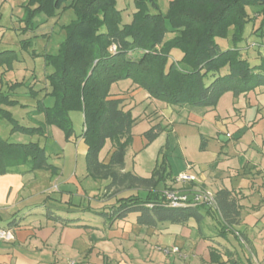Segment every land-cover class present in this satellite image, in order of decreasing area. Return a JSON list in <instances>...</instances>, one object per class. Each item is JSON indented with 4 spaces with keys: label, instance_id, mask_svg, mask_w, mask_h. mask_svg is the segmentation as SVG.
<instances>
[{
    "label": "trees",
    "instance_id": "trees-1",
    "mask_svg": "<svg viewBox=\"0 0 264 264\" xmlns=\"http://www.w3.org/2000/svg\"><path fill=\"white\" fill-rule=\"evenodd\" d=\"M132 3L131 20L124 22L116 0H27L25 30L34 29L33 18L38 13L51 17L60 10L72 9L75 18L62 26L64 38L58 51L45 55L46 66L52 68L46 76L47 95L54 101L50 107L38 101L34 109V113L44 114V121L36 126L19 124L3 106L25 105L12 99L10 91L2 90L0 119L10 124L11 132L28 135H44L48 126H55L69 140L74 135L70 112H81L87 175L106 181L104 195L110 193L115 197L123 190L145 191L143 196L116 197L108 207H85V211L108 221L134 213L136 223L143 226L162 222L185 224L190 219L199 225L204 215H208L219 224L217 236L225 238L241 217V205L231 190L220 189L214 194L215 208L201 204L169 208L163 204L162 189L158 188L160 183L165 187L171 178L164 155L156 160L149 177L123 171L135 118L130 110L124 109L122 98L112 97L110 88L113 83L128 79L149 97L166 104L214 108L225 92L238 95L264 87V55L252 66L238 47L251 19L246 11L248 6H259L257 30L264 25V0H171L165 14L159 12L157 0ZM169 32L175 35L165 39ZM224 37L230 38L231 48L222 49L217 44L216 39ZM112 44L116 45L115 52L110 51ZM175 50L180 53L177 60L171 59ZM133 51L139 56L132 58ZM223 69L225 73H221ZM19 85L14 83L9 90ZM29 93L35 96L37 92L31 88ZM159 131L155 125L143 135L151 142ZM107 140L111 151L108 161L103 162L99 152ZM20 165L29 166L28 171L56 172L38 142H11L0 135V175L16 171ZM45 215L55 221L71 222L49 212ZM10 226H14L13 220L6 227ZM210 257L212 262L221 264L217 262L216 249H211ZM229 261L242 264L238 260Z\"/></svg>",
    "mask_w": 264,
    "mask_h": 264
},
{
    "label": "crops",
    "instance_id": "crops-1",
    "mask_svg": "<svg viewBox=\"0 0 264 264\" xmlns=\"http://www.w3.org/2000/svg\"><path fill=\"white\" fill-rule=\"evenodd\" d=\"M12 5L13 8L22 6ZM13 16L16 17L13 23H20L21 17L12 11ZM15 69L16 66L12 71ZM46 74L44 69L43 76ZM32 85V90L37 92L36 98H31L25 90L21 95L28 98L23 101L15 98L16 91L12 94L13 99L25 105L21 108L23 117L31 115L39 125L44 121V114L30 112H34L38 101L50 107L54 100L47 95L49 87L45 80L40 85ZM116 85L119 89L113 92L112 84L110 94L123 99L125 110L132 113L137 110L133 116L135 121L142 117L148 119L145 131L159 126L156 138L165 137V143L160 146V149L165 147L162 155L166 158L169 152L177 150L184 159L183 170L179 173L195 176L192 183H176L177 175L172 174L169 164L167 171L171 178L167 179L165 187L160 183L158 188L162 191L165 188H193L212 194L220 189L231 190L241 205L239 224L222 238L217 236V220L208 215H204L199 225L190 219L185 224L162 222L143 226L136 223L134 213L124 219L108 221L85 211V207H108L116 197L143 196L145 191L123 190L115 197L110 193L104 195L106 181L94 180L87 175V147L81 136L84 129L82 115L80 133L69 140L64 139L57 127L46 128L45 137L58 142V145L50 146L49 152L42 146L47 162L56 168L55 173L46 169L28 171L26 165H20L16 171L0 175V222L5 224L0 226L6 227L8 222L14 221V226H10L14 240L0 242V264H217L211 261V249H216L217 262L221 264H230L231 259L242 264H264V87L238 95L225 92L214 108H207L157 102L128 79L120 80ZM3 89L1 82L0 90ZM3 107L12 115L14 108L20 109L19 105ZM3 132L10 133V126L0 123V135ZM133 144L132 138L129 146ZM108 146L110 153L111 145ZM144 148L145 145L135 149L130 169L124 161L123 171L141 177L151 175L155 163L150 175L144 176L140 175V167L135 161ZM99 159L106 162L101 151ZM50 184L56 185L57 190L49 191ZM206 206L215 208V205ZM46 212L71 222L55 221L48 218ZM214 231L215 237L211 234ZM152 238H156L155 242ZM160 247L178 248V252L166 254Z\"/></svg>",
    "mask_w": 264,
    "mask_h": 264
},
{
    "label": "rangeland",
    "instance_id": "rangeland-1",
    "mask_svg": "<svg viewBox=\"0 0 264 264\" xmlns=\"http://www.w3.org/2000/svg\"><path fill=\"white\" fill-rule=\"evenodd\" d=\"M132 1L133 0H116V7L121 11L124 22H129L131 20V14L133 12ZM169 1L171 0H157L159 12H161L162 14L166 13ZM26 2L27 0H0V5L4 4L3 6H0V83H4V89L2 91H10L12 99L14 98V94H12V92L16 91L17 96L15 98L20 101L28 98L26 95L23 96L21 94L23 90L29 93V89L34 88V86L32 85L33 83L35 85H40L44 80L48 83L46 76L52 71V68L46 66L45 55L55 54L58 51L59 44L64 38V30H62V26L68 24L75 18L72 9L60 10L58 11L57 15L51 17H47L42 13H38L33 18L34 29L25 30V28H23L25 26L23 19L25 18L24 6ZM12 4H22V6L20 7L17 5L13 8ZM258 8L259 6L247 7L246 11L251 19L245 26L243 41L238 44V47L241 49L242 56L247 57L250 65L252 66L257 65L259 63L260 57L264 55V25H262V27L257 30L260 25V17L257 12ZM12 11L16 14V16L21 17L20 23L18 21H16V23H13L16 17H12ZM151 11L154 12L152 9ZM13 29H18V31H14ZM173 35H175V33L169 32L166 35L165 39H168ZM1 38L3 39L1 40ZM26 40H29V43H23L26 42ZM216 42L222 49L231 48L233 46V43L231 42L229 37L217 38ZM174 55L175 57L172 56L171 59H179V51L175 50ZM130 56L132 58H136L139 56V53L133 51L130 53ZM8 61L9 64L7 63ZM14 66H16V69L15 71H12L14 69ZM44 69L47 73L45 76H43ZM2 70H4L3 73H1ZM225 72L226 69H223L221 71V73ZM4 73L6 74L3 78L2 76ZM14 83H20V85L13 90H9V86ZM116 83L117 82L113 83V92L116 91V89H119ZM122 87L121 89L125 88ZM29 95L31 96L30 93ZM36 96L37 94H35V96H31V98H36ZM154 100L160 102V100ZM24 107H20V109L18 107L14 108L12 115L13 118L17 120L19 124L24 126L38 125V122H34L32 120L31 115L23 117L21 108ZM136 107L137 106H135L134 109H136ZM130 112L133 117L136 116L134 114L137 113V110H134L133 113L132 111ZM30 113L37 115V113L34 112ZM70 118L72 120L74 135H78L82 128V113L79 111H71ZM0 123L3 126H10V124L4 119H1ZM147 124H149L148 119L144 117L134 122L132 127V138L134 139V144L132 145V147H128V153L125 157L127 168L130 169L135 149L143 147L145 145V148L143 149L144 151L142 150L141 155L137 156L135 160L140 167V169L138 170L140 175L144 176L150 175V169H152L157 159H161L162 151L163 149H165V147H162L160 149V146L165 143L164 136L155 138L153 141L148 142L147 139L143 135H141L143 131L147 129L144 128ZM3 133L4 134L1 135H3V137L7 138L11 142H38L41 146L45 147L47 152L50 151V146H52V144H54L55 146L58 145V142L53 141L54 139L52 140L50 137H45L46 132L44 135H28L19 131H10V133L8 134H5V132ZM70 144H72V142ZM109 144L110 141L107 140L100 150L101 157L106 162L109 159ZM173 144L175 143L172 142V145ZM166 159L168 169L170 164L172 174L174 176L178 175V173L183 170L184 159L181 158L177 150L175 152H169L166 155ZM50 160L52 159L50 158ZM27 167L29 168V166ZM40 172L41 173L39 174H42L43 171ZM53 186V184H50V186L48 187L49 191L57 190L54 189ZM211 224L212 226H214L215 222L212 221ZM0 225L3 226L5 224L4 222H0ZM215 233L216 232L214 231L211 234H213L215 237ZM152 240L155 242L156 238H152ZM160 248L165 249L167 247Z\"/></svg>",
    "mask_w": 264,
    "mask_h": 264
},
{
    "label": "built area",
    "instance_id": "built-area-1",
    "mask_svg": "<svg viewBox=\"0 0 264 264\" xmlns=\"http://www.w3.org/2000/svg\"><path fill=\"white\" fill-rule=\"evenodd\" d=\"M110 51H116V45L110 46ZM174 181L176 183L188 184L195 181V176L187 172L179 173ZM57 189V186H53ZM163 204L169 208H179L194 205H214V194L206 190L187 188L185 190H178L174 188H165L162 191ZM148 206H151L149 204ZM14 240V231L12 228L0 226V242H11ZM162 251L166 254L178 252V248H165ZM184 256V255H182ZM185 257V256H184Z\"/></svg>",
    "mask_w": 264,
    "mask_h": 264
}]
</instances>
